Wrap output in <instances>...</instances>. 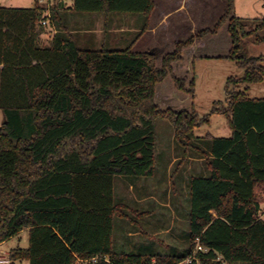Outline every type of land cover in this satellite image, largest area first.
I'll return each instance as SVG.
<instances>
[{
	"label": "trees",
	"instance_id": "trees-1",
	"mask_svg": "<svg viewBox=\"0 0 264 264\" xmlns=\"http://www.w3.org/2000/svg\"><path fill=\"white\" fill-rule=\"evenodd\" d=\"M226 0L212 27L177 41L158 65L155 50L133 46L150 26L155 0H73L80 12H127L142 27L126 48H81L59 32L41 35L45 7L0 5V243L29 230V246L9 253L11 264H264V97L250 85L264 81V56L244 52L243 40L263 42L264 18L234 15ZM58 0L53 21L63 14ZM228 24V57L244 68L226 85L230 136H194L196 112L162 110L156 87L172 76L179 90L195 94V78L174 75L183 50ZM159 118L172 123L183 153L206 158L208 174L187 179L189 231L182 247L168 252L153 244L118 250L115 218L128 220L118 200L119 176L150 177L157 163ZM185 151V152H184ZM200 244L204 250H197Z\"/></svg>",
	"mask_w": 264,
	"mask_h": 264
},
{
	"label": "rangeland",
	"instance_id": "rangeland-1",
	"mask_svg": "<svg viewBox=\"0 0 264 264\" xmlns=\"http://www.w3.org/2000/svg\"><path fill=\"white\" fill-rule=\"evenodd\" d=\"M4 1L9 2V0ZM14 1L33 4L31 6L33 7L36 0ZM201 3L207 6L201 21L198 20L196 24L176 26V23L170 20L166 26L159 27L155 34L150 32L145 35V32L135 42L133 50H155L158 53L157 62L160 66L163 55L172 52L177 41L188 38L192 34L191 28L200 30L203 26H213L225 6V0H202ZM233 13L240 18L262 19L264 18V0H235ZM78 15L74 16L75 18L60 15L53 21L51 27L48 25V34L42 36V43L48 44L54 34L65 32L73 35L81 48H126L134 41L143 23L141 15L127 12H80ZM51 16L53 18L52 12ZM259 35L264 36V31H260ZM229 39L227 26L224 24L217 39L209 41L205 49H197L193 57L190 55L191 51H187L185 59L189 63L191 72L189 78L184 76L185 71L180 61L173 63L174 75L185 79L187 88L190 86V78H195L193 96L187 91L179 90L172 76H168L157 84L155 103L162 110L194 111L199 121L209 116L208 122L202 121L194 128V136L205 138L211 135H231L227 116L220 113L212 114L215 105L227 104L228 79L240 78L244 75L243 67L229 57L222 56L226 52V41ZM243 48L249 55L264 56V41H255L254 35L243 40ZM248 94L252 97H264V82L251 85ZM177 95L181 99L177 98ZM1 115H3L2 112H0V126L5 122V120L2 121ZM156 131L157 163L154 175L150 177L119 176L115 181L118 200L129 206L128 220L119 216L115 218L114 244L118 250L137 252L140 244L151 243L159 251L168 252L174 248H181L185 235L189 231V192L181 168L188 164L190 159L194 161L198 158L186 157L189 152L183 153V146L176 140L172 123L166 118L157 120ZM205 159L195 161L192 171L187 173L186 177L207 175ZM151 194L154 195L155 200ZM145 196L147 199H142ZM143 203L145 208L152 209L145 218L142 217L143 212H141L144 208ZM262 208L261 215L264 218V202ZM28 246L29 230L24 229L20 235L11 237L0 245V255L9 258L12 249ZM14 264L30 263L28 260H22Z\"/></svg>",
	"mask_w": 264,
	"mask_h": 264
},
{
	"label": "crops",
	"instance_id": "crops-1",
	"mask_svg": "<svg viewBox=\"0 0 264 264\" xmlns=\"http://www.w3.org/2000/svg\"><path fill=\"white\" fill-rule=\"evenodd\" d=\"M28 1H31V0H28ZM56 1L57 0H55V2ZM201 1L202 0H155V7L153 9V12H152V15H151V18H150V26L147 29L145 35L149 34L150 32L152 34H155L158 31L159 27L166 26V23H169L170 20L174 21L176 23V26H182V24H189V23H192V24L193 23H195V24L198 23L203 18V14H204L203 12L207 9L206 4L201 3ZM0 5L6 6V7L30 8L33 4L31 5V4H27L25 2H19V1H14V0H9V2L4 1V0H0ZM27 5H29V6H27ZM58 5L61 7L60 9H63V16H68V17H70V16L71 17L79 16L78 13L74 12L73 10H71L72 9L71 7L73 5V0H58ZM225 5H226V0H225ZM224 8H225V6H224ZM224 8H223V10H224ZM222 13H223V11H222ZM222 13H221V15H222ZM223 25H222V27L220 28V30L216 34H210V35L205 36L201 40H196L194 42V44H192L189 47H186L183 50V54H182L183 58L180 61V63H181V65L184 68V71H185V73H184L185 75L184 76H186V78H189L190 75H191V72L189 71V63L185 59L186 52L187 51H191L190 55L193 57V55H194L193 53H195V52L197 53V49H199V48L200 49L201 48L205 49L206 46L209 45V43H208L209 41L211 42V40L217 39L218 35L220 34V31L223 28ZM225 25L227 26V30H228V24L225 23ZM191 27H195V26H191ZM207 27H212V26H207ZM207 27L203 26L202 28H200V30L204 29V28H207ZM191 29H192L191 30L192 34H196L199 31V30H196L195 28H191ZM47 34H48V29H47V31L45 33H43L41 35V38H42L43 35L47 36ZM228 34H229V32H228ZM229 38H230V35H229ZM226 42H227V45H226L227 48H226L225 54L222 55L223 57H228V54H229V51H230V48H231V40L229 39V41H226ZM217 55H219V54H217ZM206 56H208V55H206ZM175 64H174V66H175ZM192 79L191 78H190V80L188 79L189 83H190V81ZM260 83H262V82H260ZM177 96H178L177 98H180L179 95H177ZM1 116H2L1 117L2 121L5 120L4 115H1ZM199 159H201V158L195 159L194 161L192 159H190V162L188 164L186 163L181 168V171L183 170V172H184V174H182V176L185 177L186 184H187V179H188V177H186L187 173L192 171L193 166H194V162L195 161H200ZM131 186H133V184H131ZM151 196L154 198L153 194H151ZM142 199L145 200V199H147V197L146 196L142 197ZM154 200H155V198H154ZM143 206H144V203L142 204V207ZM150 210L152 211V209L145 208V206H144V208L141 210V212H143L142 213L143 214L142 217L143 218L147 217L148 214H150ZM21 233H22V231L20 233H18L17 235H20ZM17 235H15V236H17ZM2 243H0V245ZM142 245L143 246H147L148 243H144ZM0 256H3V255H0ZM3 257H5V256H3Z\"/></svg>",
	"mask_w": 264,
	"mask_h": 264
},
{
	"label": "built area",
	"instance_id": "built-area-1",
	"mask_svg": "<svg viewBox=\"0 0 264 264\" xmlns=\"http://www.w3.org/2000/svg\"><path fill=\"white\" fill-rule=\"evenodd\" d=\"M38 2L45 7V18L42 21V24L48 26L51 22V12L53 5L55 4V0H38ZM197 250L203 251L204 248L200 244L196 247ZM0 264H11V260L9 258L0 256Z\"/></svg>",
	"mask_w": 264,
	"mask_h": 264
}]
</instances>
